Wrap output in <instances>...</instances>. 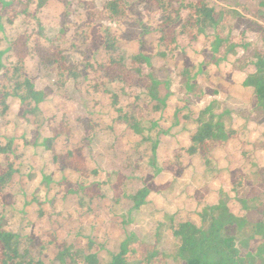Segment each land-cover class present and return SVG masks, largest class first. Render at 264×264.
I'll return each mask as SVG.
<instances>
[{
	"label": "trees",
	"instance_id": "16d2710c",
	"mask_svg": "<svg viewBox=\"0 0 264 264\" xmlns=\"http://www.w3.org/2000/svg\"><path fill=\"white\" fill-rule=\"evenodd\" d=\"M242 8L219 0H0V264H171L156 248L157 229L150 236L118 216L112 220L124 239L106 261L103 241L84 243L82 219L103 200L129 211L152 208L146 197L166 186L156 177H180L187 168L215 173L219 187L195 189L171 213L180 264H245L251 254L264 263V202L235 204L254 187L235 171L263 172L255 145L264 133L198 106L208 96L232 97L264 110V22ZM225 16L239 29V45H251L242 68L218 53ZM167 61L170 72L199 85L193 100L161 99L154 82L146 86L149 99L141 97L133 66L150 79ZM180 125L194 128L188 144L158 167V145ZM220 135L239 144L229 176L211 145ZM98 144L114 164L112 181L87 168ZM213 202L238 228H250L247 252L221 235L217 218L206 231L196 227L194 216H210ZM143 247L151 253L142 257Z\"/></svg>",
	"mask_w": 264,
	"mask_h": 264
},
{
	"label": "rangeland",
	"instance_id": "374dc122",
	"mask_svg": "<svg viewBox=\"0 0 264 264\" xmlns=\"http://www.w3.org/2000/svg\"><path fill=\"white\" fill-rule=\"evenodd\" d=\"M226 5L233 6L241 12L245 13L242 6L249 11V15L255 19L264 22V7L260 6L264 0H219ZM106 25L114 26V23L105 22ZM217 32L222 39V43L218 49V53L226 60L233 63L237 68H242L246 58L251 52V45L242 48L238 42L239 29H236L233 21L225 16L217 26ZM125 57H131L132 53L129 49L122 50ZM170 62H166L161 66L152 69L151 77L148 79L144 75V71L140 66H133V75L135 81H141L140 95L145 100L149 99L148 89L149 83L158 85L159 96L166 101H178L180 99L193 100L195 95L200 93L199 85H195L187 79V74H176L170 72ZM200 109L203 111H212L220 116L222 120L235 122L241 127L256 128L264 133V124L260 120L264 117L262 108H251L243 104L235 98H229L225 102H220L205 97L200 100ZM207 115H204L205 120ZM193 126L180 125L171 128L166 137L160 142L156 150L157 166L161 167L163 160H172V154L181 146L188 144V136L193 131ZM211 145L216 150L220 172L229 176L230 171L227 170L228 160L234 159V153L238 149V142L235 139H228L225 135H220L211 141ZM255 157L257 167L263 169V172L250 173L248 165L243 166L235 171V173H246L251 178L254 185L253 189L245 187L238 193L236 205H258L264 202V143L255 145ZM179 163L185 166L187 156L181 155ZM87 168L89 171H95L97 176L104 180L112 181L115 178V167L110 158L102 155V146L96 145L91 155L88 157ZM212 173L207 170L192 171L185 169L180 177H172L169 172L162 171L157 177V183H165L163 190L151 192L146 197L147 204L139 208V210H125L109 200H103L99 209L95 212H86L83 222V237L86 245L90 244V238L95 237L103 241L108 249L106 261H110L112 255L119 250V243L124 239L123 231L113 223L112 218L118 216L131 223L132 226L138 227L143 233L153 235L157 229L159 238L156 244L158 250L163 251L164 256L170 260L171 264H180L182 256L179 254V243L169 229V217L176 209L182 207L185 197L191 194L195 189H217L219 181ZM214 207L209 211L207 217L195 215L196 227L208 229L212 218H217L224 222L225 226L221 231V235L226 239L239 245L244 252H247V237L250 228H238L236 224L231 222V217L224 214L225 209L216 206V202L211 204ZM203 211V210H202ZM151 253V247H143L139 249L140 256H146ZM139 261L130 262V264H138ZM245 264H264L261 258L256 254L247 255Z\"/></svg>",
	"mask_w": 264,
	"mask_h": 264
},
{
	"label": "crops",
	"instance_id": "0c3cea01",
	"mask_svg": "<svg viewBox=\"0 0 264 264\" xmlns=\"http://www.w3.org/2000/svg\"><path fill=\"white\" fill-rule=\"evenodd\" d=\"M231 98V97H230ZM228 100H229V98H228Z\"/></svg>",
	"mask_w": 264,
	"mask_h": 264
}]
</instances>
